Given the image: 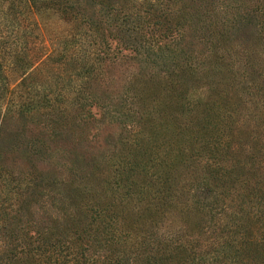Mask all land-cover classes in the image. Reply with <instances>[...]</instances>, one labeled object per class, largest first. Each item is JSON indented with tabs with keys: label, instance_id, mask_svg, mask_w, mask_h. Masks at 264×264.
Masks as SVG:
<instances>
[{
	"label": "trees",
	"instance_id": "trees-1",
	"mask_svg": "<svg viewBox=\"0 0 264 264\" xmlns=\"http://www.w3.org/2000/svg\"><path fill=\"white\" fill-rule=\"evenodd\" d=\"M0 264H264V0H0Z\"/></svg>",
	"mask_w": 264,
	"mask_h": 264
}]
</instances>
